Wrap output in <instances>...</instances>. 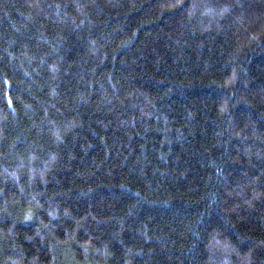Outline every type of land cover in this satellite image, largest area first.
Masks as SVG:
<instances>
[{"label": "trees", "instance_id": "16d2710c", "mask_svg": "<svg viewBox=\"0 0 264 264\" xmlns=\"http://www.w3.org/2000/svg\"><path fill=\"white\" fill-rule=\"evenodd\" d=\"M0 264H264V0H0Z\"/></svg>", "mask_w": 264, "mask_h": 264}]
</instances>
